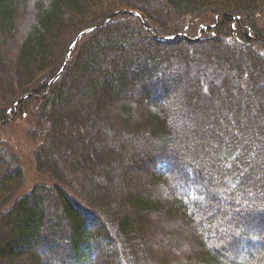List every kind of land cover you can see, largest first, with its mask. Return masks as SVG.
<instances>
[{
    "label": "trees",
    "instance_id": "trees-1",
    "mask_svg": "<svg viewBox=\"0 0 264 264\" xmlns=\"http://www.w3.org/2000/svg\"><path fill=\"white\" fill-rule=\"evenodd\" d=\"M119 10L160 37L216 21L192 42H158L115 16L45 94L74 38ZM263 11L264 0H0V106L36 114L34 161L49 183L14 199L23 169L0 141V264H264ZM204 91L226 111L231 92L245 99L234 127L194 119L212 115Z\"/></svg>",
    "mask_w": 264,
    "mask_h": 264
},
{
    "label": "rangeland",
    "instance_id": "rangeland-1",
    "mask_svg": "<svg viewBox=\"0 0 264 264\" xmlns=\"http://www.w3.org/2000/svg\"><path fill=\"white\" fill-rule=\"evenodd\" d=\"M31 10V9H30ZM28 10V12L26 13L25 17L23 18L22 24H21V28H20V33H19V37H21L23 35V33L25 32V30L28 28V25L30 24V22L32 21L33 18V13L31 14V11ZM257 25H258V36L261 34L264 37V11L261 13V15L257 16ZM212 21H216V17L212 18L211 21H196V23H192V21H189V23H186L185 25H178V30L176 33L178 34H184L186 35V38H184L185 40L189 41L190 40H196V38H203L205 36L210 35V33L212 32L211 28H213V25L211 24ZM234 27V25H233ZM249 29V28H248ZM250 30V29H249ZM235 32L240 31V28H237L234 30ZM250 33L251 30L249 31ZM166 33V32H165ZM169 32H167L165 35H167ZM176 35V34H175ZM179 39V38H178ZM264 42V41H263ZM195 48V47H194ZM73 53V52H72ZM187 73V70H184L180 76L181 79L186 82H189V90L187 92V96L191 99H199L197 97L200 96V90H199V86L197 87V82L198 79L196 78V74L194 77H189ZM198 77V76H197ZM199 78V77H198ZM200 81V79H199ZM203 82L204 81H200ZM199 82V83H200ZM182 84L184 85L183 81ZM209 87V86H208ZM220 89H217L216 91L219 93ZM206 93L207 96H210V98L212 99V106L210 107V109L212 110V115L209 116L208 114H206L205 116H201L198 117L197 115L194 117V119L196 121H198L199 123H201L202 125H204L205 127L208 126L211 123V119H213V117H217L218 120L221 122H227L229 123L231 126L234 127V123H235V118L237 116L238 113H242V111L244 110V102L245 99H243L242 101H240V98H234L235 97V93L234 91L231 92V97H230V103L235 106L236 104V109L238 110L237 112L234 111H229V110H223L222 107V103L220 102V97H218V93H214V92H209L207 93L206 91H204ZM200 101L202 99H199ZM10 109V108H9ZM9 109L0 106V112H2L3 114H0V141L2 142V145L5 149L6 152H8L14 161H18V163L22 166L23 169V178L20 184V190L18 191L17 195L14 197V199L18 196L23 195L24 193L28 192L29 190H31L34 186L36 185H46L49 184L48 183V178L46 179L45 177H43V175H47L46 173H40L38 174L36 171V166H35V161H34V155H33V150L35 149V146H37V140L35 138H38V132L39 130L37 129V125L34 122V118L36 116H34V118L32 119L31 117H29V115H27V111H16L14 112V115L8 118L9 115ZM209 109V110H210ZM15 110V109H14ZM36 110V108H34V111ZM223 111H225L226 113H223ZM263 111V108H261L260 110H258V113ZM201 113L202 110L200 111ZM4 113L8 114L6 115V117L4 116ZM245 113H248V108H246ZM204 115V114H203ZM210 117V118H209ZM210 119V120H209ZM262 116L255 118L256 122L261 125V127L264 126V121L262 120ZM217 120V121H218ZM216 121V122H217ZM5 122V123H3ZM210 122V123H209ZM204 129V128H203ZM34 132V135L33 133ZM211 132H215V130L211 131ZM35 136V138H34ZM203 138H205V140L207 141V143L211 144V146L213 147V136H206L204 135ZM224 138V137H223ZM225 140H232L229 137H226ZM236 141H233V143H235ZM153 144V143H152ZM210 151V149H209ZM257 163V162H256ZM261 162H258V164H260ZM131 172L132 173H136L139 177H143V175H146L145 171L142 170H138L135 167H131ZM20 183V182H19ZM114 183H116V180L114 181ZM230 187H232L229 184ZM232 192V189L228 188L226 191ZM125 205H127V202L125 203ZM49 213L46 214V218H51V210L48 211ZM228 216V215H226ZM113 232V230L111 231ZM111 235H114L112 233H110ZM94 258L100 256V253L96 247V249L94 250ZM159 255V254H158Z\"/></svg>",
    "mask_w": 264,
    "mask_h": 264
},
{
    "label": "water",
    "instance_id": "water-1",
    "mask_svg": "<svg viewBox=\"0 0 264 264\" xmlns=\"http://www.w3.org/2000/svg\"><path fill=\"white\" fill-rule=\"evenodd\" d=\"M119 15H129V16H134L135 18H137V20L140 22L141 26L144 28V30L152 36V38L158 42H167L169 40H175L178 38H186V35L184 34H176V35H171V36H164V37H160L158 36L156 33H154L153 31H151L146 24L143 22L141 16L133 11H127V10H119L116 11L112 14H110L105 20H103L101 23L94 25L84 31H81L75 38L74 40L71 42V44L69 45L67 51H66V58L61 66V68L59 69V71L55 74V76L48 81L47 83V88L45 90V94L47 93L48 89L58 80V78L61 76V74L63 73V71L65 70L67 64L70 62L71 60V55L72 52L74 51L75 47L78 45V43L80 42L81 38L84 37L85 35H87L88 33L101 28L105 23L109 22L112 18H114L115 16H119ZM198 39V38H197ZM194 41L193 39L190 40V42ZM31 94H27L22 96L21 98H19L14 104L12 109H16L17 106L24 101L26 98L30 97ZM5 123V122H3Z\"/></svg>",
    "mask_w": 264,
    "mask_h": 264
}]
</instances>
